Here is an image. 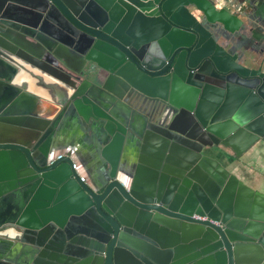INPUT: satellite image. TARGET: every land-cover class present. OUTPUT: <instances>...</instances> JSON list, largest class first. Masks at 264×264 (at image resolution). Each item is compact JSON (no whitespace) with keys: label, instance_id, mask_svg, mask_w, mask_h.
Returning a JSON list of instances; mask_svg holds the SVG:
<instances>
[{"label":"water","instance_id":"95a60500","mask_svg":"<svg viewBox=\"0 0 264 264\" xmlns=\"http://www.w3.org/2000/svg\"><path fill=\"white\" fill-rule=\"evenodd\" d=\"M254 149L264 0H0V264H264Z\"/></svg>","mask_w":264,"mask_h":264},{"label":"crops","instance_id":"0c3cea01","mask_svg":"<svg viewBox=\"0 0 264 264\" xmlns=\"http://www.w3.org/2000/svg\"><path fill=\"white\" fill-rule=\"evenodd\" d=\"M54 108L53 104H49L45 101L44 104L35 105V110L42 116H46V114L53 113L50 112L51 106ZM30 113L36 112L33 109L29 110ZM57 113V112H56ZM55 115V113L53 114ZM52 115V116H53ZM69 135V134H68ZM84 141V138L82 139ZM77 149L79 152H84L80 144H77ZM86 151V150H85ZM241 163L235 162L236 164H232L230 167L239 178L244 181L247 185H249L254 190L260 191L264 193V152L260 153L258 149H254L249 151L241 160ZM243 172L241 170V167ZM246 174L252 175V179H246Z\"/></svg>","mask_w":264,"mask_h":264},{"label":"rangeland","instance_id":"374dc122","mask_svg":"<svg viewBox=\"0 0 264 264\" xmlns=\"http://www.w3.org/2000/svg\"><path fill=\"white\" fill-rule=\"evenodd\" d=\"M239 162V161H238ZM239 163H241V161L239 162ZM234 164H236L235 162H234ZM241 167V166H240ZM241 170H242V172H243V169H242V167H241ZM252 179V175H248V174H246V179ZM263 182H264V180H263Z\"/></svg>","mask_w":264,"mask_h":264},{"label":"built area","instance_id":"2783aa9c","mask_svg":"<svg viewBox=\"0 0 264 264\" xmlns=\"http://www.w3.org/2000/svg\"><path fill=\"white\" fill-rule=\"evenodd\" d=\"M76 168V166H74V169ZM82 181H84L85 179L84 178H81Z\"/></svg>","mask_w":264,"mask_h":264},{"label":"flooded vegetation","instance_id":"af4514ba","mask_svg":"<svg viewBox=\"0 0 264 264\" xmlns=\"http://www.w3.org/2000/svg\"><path fill=\"white\" fill-rule=\"evenodd\" d=\"M246 154H247V153H246ZM246 154H245V155H246ZM245 155H244V156H245ZM244 156H243V157H244ZM243 157H242V158H243Z\"/></svg>","mask_w":264,"mask_h":264}]
</instances>
